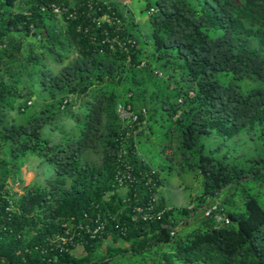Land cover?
<instances>
[{
  "label": "trees",
  "instance_id": "16d2710c",
  "mask_svg": "<svg viewBox=\"0 0 264 264\" xmlns=\"http://www.w3.org/2000/svg\"><path fill=\"white\" fill-rule=\"evenodd\" d=\"M146 1V12L155 8L147 16L151 49L119 0H0V264H122L124 253L140 264H264V0ZM105 13L113 21L98 24ZM28 35L41 42L30 41L27 51ZM115 35L125 46H113ZM66 51L76 56L66 62ZM47 55L62 66L56 70ZM81 94L87 98L75 114L82 116L77 131L64 130L58 140L44 135ZM119 100L148 108L149 133L134 124L139 146L124 156L122 144L135 137L117 116ZM159 118L168 123V170L178 164L199 174L202 191L194 209L166 205L160 195L156 208L167 206L160 218L133 220L134 206L159 195L165 176L157 171L156 183L122 189L115 175L121 159L135 173L154 166L138 148ZM243 130L254 151L237 157L229 142ZM89 151L101 154L99 162ZM31 153L55 172L19 193L8 177L16 181ZM205 194H226L229 223L204 216ZM85 213L106 219L107 232L76 236L64 247L51 242ZM181 220L192 224L172 235L171 224Z\"/></svg>",
  "mask_w": 264,
  "mask_h": 264
},
{
  "label": "rangeland",
  "instance_id": "374dc122",
  "mask_svg": "<svg viewBox=\"0 0 264 264\" xmlns=\"http://www.w3.org/2000/svg\"><path fill=\"white\" fill-rule=\"evenodd\" d=\"M122 4H126L128 8L134 13V16L138 20V25L135 27V33L139 34V36L143 39V41H147L150 44L151 49V38L148 37L150 34V24L148 21V14L144 7L146 6V0H119ZM62 20V19H61ZM63 22V20H62ZM34 41L37 45L40 44L41 39L39 37L27 36L24 38V49L28 51L29 42ZM36 49H41V47L36 46ZM69 54V58L66 59V62L71 60L75 55L72 54V51H66ZM46 61L52 65L56 70H58L62 64L58 63L52 55L45 56ZM154 80V77H152ZM74 101L71 105H69L66 110L67 112L62 111L59 112L56 119L54 120V124H48L43 128V134L47 135V137L58 140L63 134L64 130H72L77 131L79 128L78 121H81L82 116L79 119L76 118V113L81 114L82 106L85 104L86 96L84 94L79 95L78 97L73 96ZM32 104L35 103V96L32 98ZM41 103H38L36 107H40ZM28 113H30L33 108L29 109ZM12 114L16 116L18 120H22V115L18 114L16 111H13ZM28 114H25L27 117ZM159 117V115H158ZM76 118V119H75ZM161 119L159 118L155 123V132L151 135L150 139H142L140 141V149L139 153L148 161H151L154 167L159 168L160 175L165 176V181L160 187L159 195H157V200L162 195L164 202L166 205H178V206H188L192 203L193 199L198 196L202 191L201 185V176L197 173L183 171L180 165L175 164L172 170H168V165H170L171 160L162 150V145L166 143V139H168L166 134V125H168L167 121H165V127L160 125ZM149 133V130H148ZM237 143H234V142ZM249 132L247 130H243L235 139H232L229 142V146H232L231 149L233 153L237 154V157H244L249 154H252L254 150L251 149L253 143H250ZM228 146V147H229ZM171 151V149H169ZM88 158H90L94 162H99L101 154L94 151H89L87 153ZM173 163V162H172ZM54 166L52 163L47 161L45 158L41 157L37 154H29L25 158V162L21 166L20 173L16 175V181H13L12 177H8L9 184L13 187L14 191L22 193L24 191L25 186L31 185L34 182L47 183V181L54 175ZM254 187L251 189L253 193H255V188L257 191L256 183H253ZM256 186V187H255ZM224 196V197H223ZM226 194H219L218 197L223 201ZM240 198V197H239ZM242 200L236 198V203H240ZM192 222H186L183 224L179 230L181 231L183 228L187 226H191ZM178 230V231H179ZM106 239L105 241L107 242ZM105 244V243H104ZM103 244V249L105 248ZM82 247L78 246L76 252H81ZM154 250V249H153ZM160 252L156 254L158 256ZM119 260H121L122 264H140L142 262L141 258L136 257L134 254H120Z\"/></svg>",
  "mask_w": 264,
  "mask_h": 264
},
{
  "label": "built area",
  "instance_id": "2783aa9c",
  "mask_svg": "<svg viewBox=\"0 0 264 264\" xmlns=\"http://www.w3.org/2000/svg\"><path fill=\"white\" fill-rule=\"evenodd\" d=\"M55 10L59 11L60 7L55 6ZM114 17H110L107 13L100 16V18L97 20V23L100 24L103 19L112 22ZM117 18V17H116ZM115 18V19H116ZM119 21V19H117ZM119 28V27H118ZM111 41H114L113 46H115V42H117L120 46H125L126 41H123L121 38H119L118 35H115L111 38H109ZM129 41H131L129 39ZM156 73L161 74L159 70H155ZM28 103H32V100H29ZM117 111L119 116L129 124V127L133 126L134 122H140L142 125H146V118L140 119V113L133 109V107L130 104H123L119 103L117 106ZM141 113L144 115L147 114V108L141 107ZM136 131V129H134ZM128 134H131L130 131L127 132ZM136 146L135 142H129L126 145L122 144L123 151L121 153V156H124L123 153H126L129 151L128 146L130 145ZM157 171L155 168H151L150 170L145 169L144 171H140L138 173H135L134 167L128 160L121 159L120 168L117 169L115 178L117 181V185L119 188H126L127 184H133L141 182L142 180L146 179V183L148 184L152 179L153 175L156 174ZM155 180H152L153 183H156ZM157 197L154 196L151 199H149L147 202L144 203H138L134 206V213H133V220H144L149 221L155 218H160L164 211L167 209V206H164L162 209H157ZM190 209L194 208V204L189 205ZM202 210L204 211V215L206 217H210L214 219L218 223H229L230 217L228 216L225 208L223 207L222 200L217 195H211V194H205V200L201 206ZM182 223V220L179 221L176 224H171L170 233L173 235L176 233L177 229L179 228L180 224ZM107 220L103 219L100 214L97 215H91L88 213H85V217L80 222H77L73 225V229L65 228L66 234L64 235H55L50 237L51 242H54L56 239H60L61 242L58 243L59 246L64 247L63 244H68L69 242H73L76 236H82V235H89L91 237H95L98 235L103 234L104 232H107Z\"/></svg>",
  "mask_w": 264,
  "mask_h": 264
},
{
  "label": "clouds",
  "instance_id": "9594fccd",
  "mask_svg": "<svg viewBox=\"0 0 264 264\" xmlns=\"http://www.w3.org/2000/svg\"><path fill=\"white\" fill-rule=\"evenodd\" d=\"M155 10V8L153 7V6H151V8L149 9V11H147V14H149V13H151V12H153ZM137 19V18H136ZM138 21V20H137ZM143 64H145V61L143 60L142 62H141V65H143ZM155 70H158V69H155ZM155 70H154V72H155ZM160 71V70H159ZM161 72V74H159V73H156L157 75H162V71H160ZM119 103H123V104H130L132 107H133V109L134 110H136V111H138L140 114H141V107H143V106H141L140 107V109H136L131 103H126V102H124V101H121V100H119L117 103H116V113H117V116H118V118L121 120V122H122V124L124 125V127H126V128H130L131 130H132V133L134 134V137H135V139L133 140V142H135L136 143V146H139L138 145V143L136 142V141H138L137 140V129L139 128V127H143V126H147V121H146V125H142L140 122H134V124H138L139 125V127L138 128H134V124H133V126H131V127H129V124L127 123V122H125L120 116H119V114H118V111H117V106H118V104ZM144 107H146V106H144ZM147 108V107H146ZM147 112H148V108H147ZM143 114V113H142ZM144 115V114H143ZM147 115V114H146ZM146 115H144V118H146ZM146 120H147V118H146ZM134 129H136V131H134ZM146 129H147V131H148V127H146ZM131 130H130V132H131ZM134 146V145H133ZM135 147V146H134ZM137 148V147H136ZM138 152H139V148H138ZM151 168H155L156 169V171H158L159 172V174H160V170L158 169V168H156V167H154V166H152ZM161 176V175H160ZM159 179V178H158ZM160 187H162V184L161 185H159V189H160ZM122 189H125V188H122ZM190 204H194V202H192V203H190ZM189 204V205H190ZM189 205H188V208H189ZM202 206V205H201ZM201 206H200V209H202L201 208ZM194 208H195V204H194ZM193 208V209H194ZM203 213H204V211H203ZM205 216V215H204ZM206 217V216H205ZM191 218H192V215L190 216V220H191ZM183 225V220H182V223L180 224V226H179V228L181 227ZM178 228V229H179ZM177 229V230H178Z\"/></svg>",
  "mask_w": 264,
  "mask_h": 264
}]
</instances>
